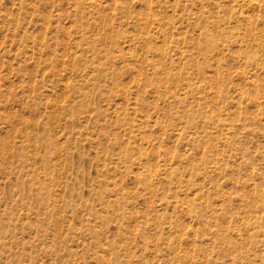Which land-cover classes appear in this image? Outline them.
<instances>
[{
  "label": "rangeland",
  "instance_id": "1",
  "mask_svg": "<svg viewBox=\"0 0 264 264\" xmlns=\"http://www.w3.org/2000/svg\"><path fill=\"white\" fill-rule=\"evenodd\" d=\"M0 264H264V0H0Z\"/></svg>",
  "mask_w": 264,
  "mask_h": 264
}]
</instances>
